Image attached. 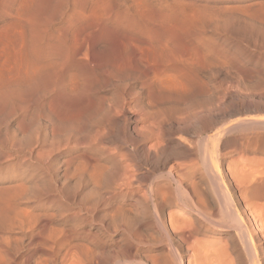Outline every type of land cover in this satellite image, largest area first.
Wrapping results in <instances>:
<instances>
[{
  "label": "rangeland",
  "instance_id": "rangeland-1",
  "mask_svg": "<svg viewBox=\"0 0 264 264\" xmlns=\"http://www.w3.org/2000/svg\"><path fill=\"white\" fill-rule=\"evenodd\" d=\"M166 28L186 43L182 53L167 56L170 62V44L157 39ZM138 42L154 50H136ZM154 51L169 63L154 59ZM149 63L164 73L146 69ZM123 104L132 112L163 111L167 120L156 152L173 153L165 170L174 165L176 173L187 174L186 186L191 178L203 184L209 195L201 197L215 207L205 181V147L209 134L218 132L217 175L248 219L264 264V200L248 196L264 180V0H0V264H111L122 256L115 228L122 216L134 221L140 206L137 194L116 190L118 180L125 173L140 179L165 172L150 169L138 154L124 157L133 147ZM167 211L197 218L174 202L164 217ZM142 229L157 237L153 228ZM199 237L217 262L204 252L190 256L189 264H224L227 253L249 264L234 231L205 226ZM137 252L148 264H163L161 248Z\"/></svg>",
  "mask_w": 264,
  "mask_h": 264
},
{
  "label": "bare ground",
  "instance_id": "bare-ground-1",
  "mask_svg": "<svg viewBox=\"0 0 264 264\" xmlns=\"http://www.w3.org/2000/svg\"><path fill=\"white\" fill-rule=\"evenodd\" d=\"M243 10V9H242ZM158 29V28H157ZM168 30H170L169 28H166ZM152 30V29H151ZM163 30V29H161ZM173 30V29H172ZM165 31V30H164ZM163 31V32H164ZM167 31V30H166ZM157 32V31H156ZM155 32V33H156ZM175 31H168L167 33L163 34V35H157V39L159 41H162L163 43H167V44H170L171 47H174V48H171L169 47V45H167L169 47V53L167 54L165 52V50H168V49H165L163 50L161 48V50H163L165 52V54H161L160 52V55L164 56L167 60L169 59V62L171 61L170 57L168 58L167 56L170 54L173 56L172 54V51H180L183 50L182 48L183 44L182 45V41L183 40V36L179 38V36L176 34V32L174 33ZM161 34V32H159ZM178 33V32H177ZM154 34V33H153ZM179 34V33H178ZM188 35V34H187ZM77 36V35H76ZM151 36V35H150ZM149 36V37H150ZM187 37V36H186ZM156 38V37H155ZM189 39V38H188ZM130 40V39H129ZM132 40V39H131ZM135 41L136 38L134 39ZM121 41V39H120ZM138 41H139V37H138ZM141 41V40H140ZM146 40H144L143 42H145ZM149 41V40H148ZM153 41V39L151 40ZM155 44V41H153ZM192 42V41H191ZM189 42V43H191ZM151 43V42H150ZM149 43V44H150ZM157 43V42H156ZM184 43V42H183ZM132 44V43H131ZM137 43H135L133 46L134 48L139 46V42L138 44L136 45ZM152 44V43H151ZM193 44V43H191ZM208 44V43H207ZM130 45V44H129ZM156 45V44H155ZM153 45V46H155ZM158 45V44H157ZM156 45V47H157ZM194 45V44H193ZM57 46V45H56ZM142 46V45H141ZM149 46V45H148ZM153 46H149V48H147V45L145 48H147L146 50H150V47L153 48ZM159 46V45H158ZM165 45H162L161 44V47H163ZM196 46V45H194ZM140 47V46H139ZM139 47H137L138 49H140ZM160 47V46H159ZM193 47V46H192ZM58 48V47H57ZM56 48V49H57ZM60 48V47H59ZM58 48V49H59ZM130 48V46H129ZM132 48V47H131ZM133 48V49H134ZM145 48L142 46V48L140 50H145ZM151 48V49H152ZM166 48V47H165ZM171 49H175V50H170ZM194 48V47H193ZM209 47H207L208 49ZM211 48V47H210ZM57 49V51H58ZM136 49V48H135ZM181 49V50H179ZM197 49L198 46H197ZM137 50V49H136ZM139 50V52H140ZM154 50V49H152ZM152 50L148 51V52H152ZM160 50V51H161ZM56 51V52H57ZM171 51V52H170ZM206 51V50H205ZM204 51V52H205ZM138 52V51H137ZM143 52V53H142ZM140 55H144V51H142ZM147 52V51H146ZM155 52V51H154ZM153 52V53H154ZM157 52V53H156ZM154 53V55H152L151 53L150 54H147V55H152L154 59H156L159 55L158 54V51H156ZM185 52V51H184ZM198 52V51H197ZM52 53V52H51ZM61 53V52H60ZM163 53V52H162ZM177 53V52H176ZM175 53V54H176ZM211 53V52H209ZM133 54V53H132ZM139 54H137L139 56ZM156 54V55H155ZM185 54H188L187 51ZM185 54H183L185 56ZM201 54V53H200ZM142 55V57H143ZM159 55V57H160ZM178 55V54H176ZM190 55V54H189ZM188 55V56H189ZM208 56V54H206ZM151 56V57H152ZM155 56H157L155 58ZM187 56V57H188ZM210 56H212V54H210ZM137 57V56H136ZM142 57H138V58H142ZM147 57V56H146ZM182 57V55H181ZM191 57V56H190ZM189 57V58H190ZM204 57V56H203ZM213 57V56H212ZM164 58V59H165ZM173 58L172 61L175 59V56L174 57H171ZM209 58V57H208ZM148 59V58H147ZM152 59V58H150ZM158 59V58H157ZM160 61L162 60V57L159 58ZM158 59V61H159ZM165 59V60H166ZM197 59V58H196ZM211 60V57L209 58ZM208 59V60H209ZM138 60V59H137ZM166 60V62H164L162 60V62H164L165 64L166 63H169L168 61ZM190 60V59H189ZM193 60V56H192V59ZM195 60V59H194ZM193 60V61H194ZM204 60V61H203ZM203 60L201 61L203 63V65H205V60L203 58ZM207 60V62H208ZM140 61V59H139ZM158 61H151V62H158ZM198 60H196V63H197ZM143 62V61H142ZM149 62V60L147 61ZM161 62V63H162ZM179 62V61H178ZM177 62V63H178ZM192 62V61H190ZM189 62V63H190ZM200 60H199V64L201 63ZM206 62V63H207ZM180 63V62H179ZM178 63V64H179ZM198 63L196 64V67L199 68ZM211 63V61H210ZM144 64H146V62H144ZM148 64V63H147ZM160 64V62H159ZM172 64V63H171ZM195 64V62H194ZM219 64V63H218ZM173 65V64H172ZM176 66H178L177 64H175ZM193 65V63H192ZM202 64H200V68L202 67L201 66ZM208 65V64H207ZM150 66V63L149 65H145V67ZM170 66V65H169ZM175 66V67H176ZM181 67V65H179ZM210 66V65H209ZM163 67V66H162ZM184 67V66H183ZM195 66L193 68H196ZM156 67H151L149 68L150 70L151 69H155ZM159 68V69H157ZM157 71L156 73L157 74H160V72H162V69H160V67H157ZM179 68V67H177ZM182 68V67H181ZM196 68V69H197ZM147 69V67H146ZM145 69V71H146ZM169 69V68H168ZM180 69V68H179ZM177 69V70H179ZM190 69V68H189ZM174 70V68H173ZM176 70V68H175ZM176 70V71H177ZM182 70V69H181ZM187 70H188V66H187ZM186 70V71H187ZM190 70H193V69H190ZM149 71V70H148ZM164 71H166V73L168 72L166 69H164ZM175 71V72H176ZM183 71V70H182ZM184 70V72H186ZM151 72V71H149ZM155 72V70H154ZM174 72V71H172ZM181 71H179L178 75L179 76H183V72L182 75H180ZM152 73V72H151ZM155 73V74H156ZM164 73V72H162ZM165 73V74H166ZM170 73V72H169ZM169 73H167L168 75H170ZM146 75V73H144ZM157 74L155 75V77L157 76ZM188 74V73H187ZM187 74H186V77L187 78ZM151 77L154 76V73L153 75L150 74ZM158 75V76H160ZM145 76V75H144ZM148 77V76H147ZM154 77V78H155ZM162 76L159 77L160 80ZM166 77V75H165ZM153 78V77H152ZM153 78V79H154ZM163 79L164 76L162 77ZM167 78V77H166ZM184 78V77H183ZM184 78V79H185ZM146 79V78H145ZM144 79V80H145ZM150 79V77H149ZM149 79H146V81H149ZM158 80V77L155 78ZM154 79V80H155ZM153 80V81H154ZM159 80V81H160ZM152 79H151V82H153ZM158 81V82H159ZM150 82V81H149ZM150 82V83H151ZM155 82V81H154ZM167 83V82H165ZM144 84V83H143ZM142 84V85H143ZM147 84V83H146ZM155 84V83H154ZM153 84V85H154ZM157 84V83H156ZM155 84V85H156ZM162 85H164L163 83H160ZM65 85V84H64ZM73 86V85H72ZM149 86V85H148ZM158 86V84L156 85V87ZM160 86V85H159ZM64 87V86H63ZM147 87V86H146ZM152 89L154 90V87L151 86ZM144 88V87H143ZM149 88V87H148ZM146 88V89H148ZM158 88H161V87H158ZM145 89V90H146ZM157 89V88H156ZM149 90V89H148ZM151 90V89H150ZM153 90L152 93H153ZM158 90V89H157ZM162 91L163 89H159V91ZM135 91V90H134ZM138 91V90H137ZM135 93V92H134ZM139 92H136V94H138ZM148 95H150V91H148ZM132 96H135L136 94L133 95V93L131 92ZM144 94V93H143ZM152 95V94H151ZM143 96V95H142ZM212 96V95H211ZM125 98V97H124ZM119 98L116 99V103L120 101H117ZM126 99V98H125ZM125 99H123L125 102ZM122 100V99H121ZM127 101V100H126ZM139 101V100H138ZM214 101V100H213ZM212 101V102H213ZM122 102V101H121ZM120 103V102H119ZM118 103V104H119ZM140 103V101H139ZM142 103V101H141ZM214 103V102H213ZM210 104V103H209ZM209 104L207 107H209ZM117 105V104H116ZM122 105V103H121ZM142 105V104H140ZM139 104L137 105V108L138 106H140ZM214 105V104H213ZM118 106V105H117ZM143 106V105H142ZM144 106H146L144 104ZM212 106V105H211ZM210 106V107H211ZM113 107V106H112ZM111 107V108H112ZM110 108V110H112ZM120 108V107H119ZM123 110L126 112V113H129L130 116H128L127 120L130 121V126H129V140L128 142L131 144V146L133 148H130L131 150L129 151H126L124 152V155H122L121 152V155L124 156L125 158H129L131 155H134V154H138L140 155V158L138 156L137 159H141L143 161V164L144 162H146L149 167H151L150 169H153L154 171H162V170H165L166 166H167V163L168 161L170 160V158L173 156V153L167 151L166 149L162 150V152L160 153V151H157L156 152V148L161 145L159 144V139H160V136L162 133V128L161 126L165 124V120L166 119V116L163 115V111L162 112H155L156 110L153 109V110H150L149 108H147L148 110L146 111V108L144 110L141 109L140 113H138L137 109L135 112H132V111H128L130 108H127L125 107V105L123 104L122 106ZM115 110H117L116 108H114ZM113 109V110H114ZM139 109V110H140ZM122 110V109H121ZM120 110V111H121ZM176 110V109H175ZM118 111V110H117ZM151 111V112H150ZM153 111V112H152ZM180 111V110H179ZM213 111V109H212ZM111 112V111H110ZM109 112V113H110ZM115 112V111H114ZM174 112V111H173ZM208 112V111H207ZM118 114V112H115ZM122 113V112H121ZM120 113V114H121ZM166 113V112H165ZM201 113V111H200ZM123 114V113H122ZM171 115V113H169ZM178 116L182 113L179 112L176 113ZM209 117H211V112H209ZM111 115V114H110ZM176 115V116H177ZM118 116V115H117ZM175 116V115H173ZM177 116V117H178ZM127 117V116H126ZM168 118V117H167ZM172 118V117H171ZM170 118V119H171ZM175 119V118H174ZM173 119V123L174 126L175 124L176 125H180V122L176 119L174 120ZM179 119V117H178ZM115 122V121H114ZM142 122V124L140 125V123ZM253 122V121H251ZM259 122V121H258ZM144 123V124H143ZM170 123V121H169ZM240 123V122H239ZM242 123V122H241ZM250 123V122H249ZM257 123V122H256ZM262 123V122H261ZM158 124V125H157ZM167 124V123H166ZM205 124V123H204ZM237 124V123H235ZM248 124V123H247ZM233 125V124H232ZM167 126V125H166ZM239 126V125H238ZM176 127V126H175ZM172 129V127H169ZM174 128V127H173ZM196 128V127H195ZM194 128V129H195ZM170 130V131H171ZM178 130V129H176ZM180 131V129H179ZM183 131V130H182ZM212 131V130H210ZM230 131V130H229ZM222 132V130H221ZM225 132V130H224ZM102 133V132H101ZM100 133V134H101ZM166 133V132H165ZM213 133V132H212ZM208 134V132H207ZM213 134H218L217 133H213ZM213 134H209L208 136V139H207V148L205 147V150H206V180L207 181V184L209 185V188L210 190L212 191V196H213V199L216 200V203H217V207L211 205L212 204V200H209V198H207V200L205 198H202L201 196H204L203 193L205 194V191L204 187L201 188V186H199L197 184V182H195L194 179L191 178V180L188 182L190 183L189 185H185L183 184V180H182V177L183 175L180 174L178 170L177 173L175 172L174 168L175 167L173 165V167L171 166V169L166 171L164 173H161L160 174H157V176L151 178L149 176V173L148 175L147 174H143L142 177L140 179L139 178V175L134 177H130V175H125L124 173V176H122V178L120 179V183H119V180H118V184L119 186H116V190L117 191H120L124 196H127V195H135L137 194V198H136V203L140 206V213L136 216L135 220L134 221H131V219H127L125 216H122L120 222L118 223V225L116 226L115 228V231L118 232L119 234V237H120V240L123 242V247H122V256L121 257H117L115 259H112L111 260V264H148L147 262H144L139 254H138V250L140 249H149V250H155V249H159L161 248L162 250V259H163V264H189L191 259H190V256H194L196 257L197 255H200L202 253H206V255L210 254L212 255L213 254V250L214 248L212 249L213 252H211V248L209 249H204L202 250V246H201V238L199 237V234L202 230V228H204L205 226L208 227V230H211V229H218V230H226V231H234L235 232V236L237 237V239L239 240V244H240V247L242 248L243 252L245 253V255L248 257V261H249V264H262V259H261V255H260V252L257 248V245L255 243V240H254V237H253V234H252V231L250 229V226L248 224V219L243 215V213L240 211V209L238 208V206L234 203L232 197H231V194L230 192L228 191L229 189H227L226 187V184L223 182L222 178L219 177L217 175V158H216V153H215V149H214V136ZM90 135V134H89ZM96 135V134H95ZM94 135V137H95ZM98 135L95 137L98 138ZM168 135V134H167ZM100 136V135H99ZM166 136V134H165ZM90 137V136H89ZM128 137V136H127ZM115 138V136H114ZM90 139V138H89ZM94 139V138H93ZM94 139V140H95ZM102 139V138H101ZM163 139V138H162ZM92 140V139H90ZM93 140V141H94ZM97 140V139H96ZM104 140V139H103ZM155 141L154 143L151 142V145H148L147 143L149 141ZM161 140V139H160ZM89 141V140H88ZM216 141V139H215ZM86 142V141H84ZM100 142V141H99ZM154 145H153V144ZM156 143V144H155ZM163 143V142H161ZM181 143V142H180ZM184 143V142H183ZM182 143V144H183ZM89 144V142H88ZM128 144V143H127ZM158 144V145H157ZM166 144V143H165ZM181 144V145H182ZM164 145V143H163ZM168 145V144H166ZM166 145L164 147H166ZM185 145V144H184ZM189 146V144H187ZM95 146V145H94ZM162 146V145H161ZM186 146V147H188ZM191 146V145H190ZM184 147V146H183ZM161 148V147H159ZM167 148V147H166ZM191 148V147H190ZM163 149V148H162ZM159 150V149H158ZM161 150V149H160ZM187 150V149H186ZM170 151H173L174 152V149L173 150H170ZM176 151V150H175ZM182 152V150H180ZM192 151V150H191ZM159 152V153H158ZM189 154V152H186V154ZM192 153V152H190ZM105 154V153H104ZM176 154V153H175ZM179 155V153H177ZM183 155H185V153H182ZM90 157H92L91 155H88ZM87 156V157H88ZM121 156V158H122ZM181 156V155H180ZM93 158V159H92ZM91 159L94 160V158H97V157H92ZM90 160V159H89ZM96 160V159H95ZM94 160V161H95ZM121 160V159H120ZM136 160V159H135ZM172 160V159H171ZM115 161V160H114ZM92 162V161H91ZM96 162H98L96 160ZM95 164H99V163H96ZM118 162V161H116ZM121 163V161H120ZM119 163V164H120ZM130 163V162H129ZM94 164V165H95ZM124 164V163H123ZM126 164H128V161H126ZM124 164V165H126ZM180 164V163H179ZM183 165V163H181ZM180 164V165H181ZM194 164V172H195V165L196 163H193ZM100 165V166H99ZM98 166L101 167L102 169V166L101 164H99ZM103 165V164H102ZM118 165V164H117ZM121 165V164H120ZM119 165V166H120ZM147 165V166H148ZM178 165V164H177ZM178 165V166H180ZM114 166V165H113ZM129 166V165H128ZM127 166V167H128ZM185 166V164H184ZM96 166V168H98L100 170V168ZM122 167V166H121ZM125 167V166H124ZM183 167V166H180V168ZM95 168V170H96ZM145 168V167H144ZM173 168V169H172ZM176 168H179V167H176ZM97 169V171H98ZM113 170V169H112ZM128 170V169H127ZM180 170V169H179ZM183 170V168H182ZM181 170V171H182ZM102 170H100L101 172ZM123 171V170H122ZM113 172V171H112ZM124 172V171H123ZM130 172V171H129ZM183 172V171H182ZM193 172V173H194ZM114 173V172H113ZM120 173L122 174V172H119V173H116V174H119L117 175L119 179L121 176ZM128 173V171H127ZM141 173V172H140ZM184 173V172H183ZM122 174V175H123ZM130 174V173H129ZM187 174H185L184 176H186ZM116 176V175H115ZM116 176V177H117ZM128 176V177H127ZM141 176V175H140ZM189 176V174H188ZM187 176V177H188ZM195 176V175H193ZM131 179H130V178ZM191 177V174L190 176ZM255 177V176H254ZM132 178H135L132 180ZM256 178V177H255ZM112 179V178H111ZM187 179V178H186ZM196 179V178H195ZM259 180V179H258ZM113 181V180H112ZM187 181V180H186ZM185 181V182H186ZM204 181V182H205ZM199 182V181H198ZM261 182V181H260ZM257 182L253 185L250 193L248 194V196L254 200H264V180L263 182ZM135 183L138 184L137 187H135ZM201 183V182H200ZM187 184V183H186ZM205 184V183H204ZM112 185V184H111ZM117 185V184H116ZM110 186V185H109ZM206 187V186H205ZM109 188V187H108ZM107 188V189H108ZM208 188V187H206ZM113 188H111V191H112ZM114 189V190H115ZM202 189V190H201ZM140 191H143L141 192L142 194H139ZM207 191V190H206ZM209 191V190H208ZM119 193V192H118ZM202 193V194H201ZM208 193L206 192L205 195H207ZM209 195V194H208ZM246 195V194H245ZM198 198H196V197ZM211 197V196H210ZM211 199V198H210ZM177 203V204H180L187 212H189L191 215H196L197 218L195 217H189L187 218L186 220H183L178 218L177 215H174L175 213H173L172 211L168 212L167 213V217H164L162 214V211H164L168 206L169 204L171 203ZM121 209V208H120ZM256 216V215H255ZM154 218V222L151 220V218ZM185 219V218H184ZM260 219V218H258ZM181 220H183L185 223L188 224L187 227L184 226V223L181 225ZM254 220V219H253ZM258 221L255 222V225L258 227H260L259 224H257ZM146 225V228H153L156 232H157V237H154L153 235H150V233L144 231V229H142L143 226ZM147 230V229H146ZM226 242V241H225ZM204 245V244H203ZM206 246V245H205ZM230 248V247H229ZM187 252V256L185 254V251ZM216 250V249H215ZM218 252H220V250H217ZM216 255V254H215ZM225 256V261H224V264H237V261L236 259L230 255V254H222V256ZM213 257L214 254L212 255ZM216 257L214 258V261H215ZM156 260V259H155ZM193 260V259H192ZM153 262V261H152ZM217 262V261H215ZM160 263V262H159ZM212 263V262H211ZM213 264V263H212ZM216 264V263H215Z\"/></svg>",
  "mask_w": 264,
  "mask_h": 264
}]
</instances>
